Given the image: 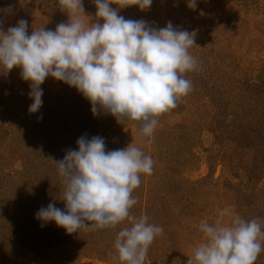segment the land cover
I'll use <instances>...</instances> for the list:
<instances>
[{
	"label": "rangeland",
	"instance_id": "rangeland-1",
	"mask_svg": "<svg viewBox=\"0 0 264 264\" xmlns=\"http://www.w3.org/2000/svg\"><path fill=\"white\" fill-rule=\"evenodd\" d=\"M117 4L110 6L125 19L161 28L171 22L195 33L189 53L198 67L183 74L192 90L157 117L153 135L145 137L137 121L119 123L103 111L94 117L81 93L52 77L41 85V109L31 114L22 69L0 76V264H120L114 243L131 227L127 219L69 235L35 218L50 203L64 210L55 162L78 150L82 136L103 137L107 151L133 143L154 161L153 173L140 177L132 194L138 203L130 210L163 228L145 264H187L207 242L201 222L213 224L226 207L260 220L264 231V0H199L195 10L186 0H153L145 11ZM83 7L86 23H103L93 0H83ZM9 8L0 13L5 32L21 19L29 34L69 21L58 0H0V9ZM255 264H264V251Z\"/></svg>",
	"mask_w": 264,
	"mask_h": 264
},
{
	"label": "clouds",
	"instance_id": "clouds-1",
	"mask_svg": "<svg viewBox=\"0 0 264 264\" xmlns=\"http://www.w3.org/2000/svg\"><path fill=\"white\" fill-rule=\"evenodd\" d=\"M96 17L103 23H86L83 0H58L69 21L55 30L41 28L29 34L26 20H19L7 32L0 19V76L21 68V78L30 82L29 112L43 105L41 85L48 77L74 87L87 99L94 117L103 111L120 123L137 121L145 137H151L157 117L177 106L189 94L192 82L185 73L197 69L189 53L195 33L179 30L171 22L157 27L144 20L125 19L110 5L117 0H93ZM195 10L199 0H186ZM153 0H118L119 9L151 8ZM11 9H0L10 13ZM78 150H68L55 162L62 178L64 210L41 207L35 218L43 227L55 222L71 235L80 230L115 227L126 219L131 227L120 230L114 248L120 264H145L149 247L163 233L161 226L130 214L138 203L133 192L141 175L153 173L154 161L140 148L106 150L103 137L77 140ZM230 224L225 223V218ZM200 231L207 238L195 249L187 264H255L264 248L262 222L245 220L230 208L221 209L213 224L202 221Z\"/></svg>",
	"mask_w": 264,
	"mask_h": 264
},
{
	"label": "trees",
	"instance_id": "trees-1",
	"mask_svg": "<svg viewBox=\"0 0 264 264\" xmlns=\"http://www.w3.org/2000/svg\"><path fill=\"white\" fill-rule=\"evenodd\" d=\"M258 147H259V146H258ZM260 147H261V151H260V152H261V153L263 152V155H264V144H263V145L261 144ZM263 159H264V156H263Z\"/></svg>",
	"mask_w": 264,
	"mask_h": 264
}]
</instances>
